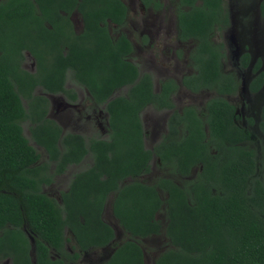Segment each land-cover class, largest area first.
Segmentation results:
<instances>
[{"label": "trees", "instance_id": "trees-1", "mask_svg": "<svg viewBox=\"0 0 264 264\" xmlns=\"http://www.w3.org/2000/svg\"><path fill=\"white\" fill-rule=\"evenodd\" d=\"M128 9L123 0H0V262L67 264L112 245L116 232L104 218L112 195V212L128 238L104 264H146L142 240L163 231L169 247L153 264H264V160L244 144L249 131L217 97L205 119L193 107L175 110L169 134L146 147L142 111L148 104L173 108L176 84L168 80L156 92L152 75L130 59L131 39L111 33L108 23L124 24ZM75 11L83 20L80 32ZM178 18L181 39L196 42L197 73L183 82L194 90L213 82L220 90L234 88L233 76L220 68L221 45L212 40L229 24L225 0H178ZM29 55L34 70L24 65ZM69 79L105 104L107 137L65 131L49 115L47 94L77 98ZM124 86L127 94L114 96ZM88 155L92 162L73 174L60 201L44 191ZM154 156L183 175L200 170L185 186L168 177L149 183L141 176Z\"/></svg>", "mask_w": 264, "mask_h": 264}, {"label": "rangeland", "instance_id": "rangeland-1", "mask_svg": "<svg viewBox=\"0 0 264 264\" xmlns=\"http://www.w3.org/2000/svg\"><path fill=\"white\" fill-rule=\"evenodd\" d=\"M129 8L128 18L122 25L108 23V27L113 36L121 33L126 34L132 41L134 51L130 59L138 64L140 72L150 73L153 77L155 88L159 89L160 83L164 77H176L179 79L182 74L194 72L195 65L191 59V53L195 46V40H183L179 36L177 22V4L178 0H159L161 5L154 8L151 5L143 8L142 1L123 0ZM263 0H226L231 18V25L226 30L217 28L214 32V41L225 42L227 47V56L223 60V69L225 72H233L240 80L244 76L245 81L249 68L240 69L238 67L237 57L240 56L241 45L250 34L255 35L257 41L262 39L264 33V16L262 14L261 3ZM72 20L77 32L83 29L82 16L78 11L72 14ZM246 36V37H245ZM249 39V38H248ZM261 47L264 50V44ZM241 49V50H240ZM25 67L34 70L35 63L29 55ZM252 74V71H251ZM243 82V90L245 86ZM195 84L199 80L194 81ZM67 88H72L77 92V98L71 100L66 94H47L49 99V115L55 118L65 131H75L84 134L87 137L93 135H108L107 124L108 114L105 104L97 103L92 99L88 90L76 81L69 79ZM130 86H124L116 90L114 96L127 94ZM38 92H42L38 89ZM214 94L212 90H202L193 92L186 88H179L175 92L174 102L177 109H182L184 105L192 104L201 111L205 108V100ZM241 94L236 92L228 96L229 99L237 104L239 112L243 111L241 107ZM258 103L257 106H259ZM246 109V108H245ZM256 109V113H257ZM171 110L158 108L153 104L148 105L142 112L143 125L146 131L145 144L153 148L162 140V136L167 130L168 117ZM258 114V113H257ZM254 140L247 144L254 148L258 153V158L264 160V131L256 126L252 128ZM25 132L29 135L27 126ZM41 154V162L48 161V155L45 150L38 146ZM92 162V157L88 155L81 165H71L63 174L56 175L51 185H45L44 191L56 197L60 201L61 192L69 186L70 179L75 172L85 168ZM151 171L142 175L141 179L152 183L158 177L166 176L174 179L178 184L185 186L196 178L200 166H196L188 175L179 173L174 165L163 164L157 156L151 161ZM50 173L54 172V165H49ZM113 196L107 201L104 218L110 223L116 232V239L112 245L105 248H93L85 251L81 256L74 260H67V264H104L115 248V244L121 243L128 238V234L119 224L112 212ZM157 217L165 225L167 216L165 210H161ZM32 241L33 238L31 237ZM145 249L146 264H153L155 258L169 247L168 239L163 232L151 235L142 240ZM71 242L67 243V249L73 252ZM52 255L59 254L53 250ZM32 256L35 257L34 250ZM0 264H11L10 258L3 259Z\"/></svg>", "mask_w": 264, "mask_h": 264}, {"label": "flooded vegetation", "instance_id": "flooded-vegetation-1", "mask_svg": "<svg viewBox=\"0 0 264 264\" xmlns=\"http://www.w3.org/2000/svg\"><path fill=\"white\" fill-rule=\"evenodd\" d=\"M139 1L143 2L142 6L144 9H145V6H147V5L148 6L151 5L154 8L161 5V2L159 0H148V3H145L144 0H139ZM225 6L227 7L228 12H229V24L221 27L220 30H226L231 25L232 15H230V11H229V8L226 4V0H225ZM263 6H264V0L261 3L262 14L264 16ZM128 12H129V9H128ZM127 18H128V16H127ZM177 22H178V30H179L178 34L180 36L181 29H180L179 18H178V4H177ZM213 36H214V34L212 35V40L214 39ZM255 37H256L255 35L250 34V36L248 37L249 39L247 38L243 41V44L241 45L242 50L240 49L241 54H240V56L237 57L238 67H240V69L249 68V70H250L249 71L250 74L247 75L246 81H245L244 76L242 77V80L239 81L238 77L233 72H225L224 71L222 63H223V60L227 56L226 44H225V42H217V41L213 40V42L215 44L221 45L222 56L220 58V68L223 71V74L233 76L234 88H229L227 86L228 89L224 88V90H220L221 84L219 82H213L214 86L199 87L197 90L190 88L189 86H187L183 82V80L185 78L189 79V78H192L193 76H195V74L197 73V69L194 72L182 74L179 79H177L176 77H164L160 83L159 89L155 88L156 86L154 84V88H155L156 92H159L162 90L163 82H166L168 80H174V82L176 84L175 90L171 93V100L174 104V107L173 108H167V107H158L157 106L158 108H166V109L171 110V114L168 117L167 125L169 124V118L171 117V115L173 114V112L175 110H177L180 113H183L182 111L186 107L195 108L198 111V113L200 114V116L203 119H205L209 114V110L207 107L208 103L212 99L220 97L233 106L234 122L237 125H239L240 127L249 131V136H250L249 141L254 140V132L252 130V128L254 126H256L259 130L264 131V78H263L264 77V50L261 48L263 46L262 44H264V33L262 34L261 40L257 39V41H256ZM190 39H192V38H190ZM185 40H188V39H185ZM195 47H196V42H195V46L193 48V51L195 50ZM193 51H192V53H193ZM192 53H191V59H192ZM192 61L194 63L193 59H192ZM194 65H195V63H194ZM195 68H196V65H195ZM251 71H252V74H251ZM259 78H260V80H259ZM244 81H245V86H244V90H243V82ZM192 83H193V87H194L196 84L194 82H192ZM179 88H186V89L193 91V92H200L202 90H212V91H214V94L205 100V103H204L205 108L203 111H201L198 107H196L192 104H187V105H184L182 109H177L175 102H174V96H175V92L177 90H179ZM229 89H231V90H229ZM236 92H238V93L242 92L240 100H241V107L244 108V110L241 112H239L237 104L233 103L228 97L230 95L235 94ZM258 103H260L259 106H257ZM148 105H150V104H148ZM154 106H156V105H154ZM256 109L258 111L257 112L258 114L256 113ZM141 117H142V115H141ZM168 134H169V128L167 126V130L165 131L164 135L162 136V140H160L157 144L161 143L165 139V136H167ZM145 136H146V131H145ZM248 142L244 141V144H246ZM147 148H149V147H147ZM153 148H154V146H153ZM153 148H150V149H153ZM151 168H152V166H151ZM161 177H166V176H161Z\"/></svg>", "mask_w": 264, "mask_h": 264}]
</instances>
